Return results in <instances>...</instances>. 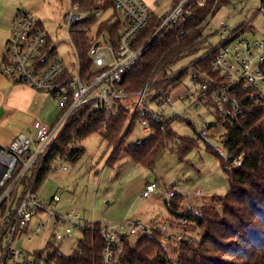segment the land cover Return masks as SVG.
Wrapping results in <instances>:
<instances>
[{"label": "built area", "instance_id": "obj_1", "mask_svg": "<svg viewBox=\"0 0 264 264\" xmlns=\"http://www.w3.org/2000/svg\"><path fill=\"white\" fill-rule=\"evenodd\" d=\"M251 1L232 0L231 5H241L244 13L243 20L233 30H230V24L234 17L222 21L216 30L207 27L212 17L204 24L206 32L211 34L210 40L215 35L220 39L218 43L210 42L215 51L220 52L212 65L229 80V86L221 85L210 89L207 83H200L191 70L188 73L190 85L198 93L196 98H204L205 105L213 111L214 123L218 117L226 120L242 110L241 102L232 96L234 91L250 89L254 93L250 95V101L256 105L264 104V39L237 40L242 32L252 27L254 18L248 20L247 13L250 10L245 9ZM187 2L188 0H181L175 7L170 5L166 16H160L162 22L158 29L141 47H136V37L150 23L154 12L144 0H96L95 9L90 12L73 6L66 16V23L70 28L90 20L91 16L95 17V21L85 31L92 44L89 50L92 71L98 73L86 78L83 77L80 58L73 42L76 63L71 69L52 56L55 46L42 28L40 20L30 12L18 13L9 31L0 72L11 82L51 95L60 108V115L52 124L37 122L28 132H19L10 143H0V264L47 263L42 262V258L35 257L34 252L29 253L23 248L41 232L49 235L48 243L70 240L79 235L80 240L83 237L89 221L80 212H60L55 208L62 201L61 196L54 194L51 199L44 200L37 192L41 173L55 151L59 138L83 110L88 109L91 113L104 107L108 113H115L127 108L132 117L138 113L140 118L137 121L147 138L154 135V130L148 118H141L145 113L159 122H167L175 117L183 118L182 116H185L184 119L190 118L186 108L177 110L176 99L170 94V90L158 98L150 97L156 93L155 87L164 80V73L157 76L153 84H147L135 93H129L120 86L128 71L142 64L144 51L154 36L163 30L178 27L182 21L189 19L190 14L185 7ZM263 10L264 0H261V6L256 12ZM106 21L119 22L121 25L118 46L109 33L99 32L100 25ZM49 41L51 43L47 48ZM231 43L232 46L228 48ZM45 48L47 52L44 51ZM185 71L186 69L178 73L168 71V79ZM67 73L70 76L67 77ZM201 78L204 79L205 76ZM187 98L191 100L190 96H185L183 100L186 101ZM196 107L199 108L198 105ZM198 121L206 127L198 134L199 138L208 137L211 124L208 125L202 116H199ZM105 127L104 124L103 128ZM137 143L141 144L142 140ZM180 144V140L175 143L176 146ZM218 151L221 152L220 149ZM235 163L241 165L242 159ZM19 183L24 187L21 196L15 195ZM157 186L156 183H148L142 197L148 198ZM170 195L174 197L176 194L171 191ZM187 223L188 220L179 219L171 222L169 227L156 230L164 235L165 245L170 251L173 252L174 246L185 236L184 233L174 232L176 225ZM18 232L21 236L15 244ZM102 232L106 237L102 264H121L120 258L130 236L151 234L153 229L139 221L128 220L122 224L103 226Z\"/></svg>", "mask_w": 264, "mask_h": 264}, {"label": "trees", "instance_id": "obj_2", "mask_svg": "<svg viewBox=\"0 0 264 264\" xmlns=\"http://www.w3.org/2000/svg\"><path fill=\"white\" fill-rule=\"evenodd\" d=\"M180 1L172 0V7ZM201 2L202 0H188L185 7L190 14L189 19L182 21L178 27L163 30L154 36L144 51V61L128 71L120 84L122 88L129 93H135L147 84H153L154 79L164 73V80L155 87L156 93L150 95L152 98H158L180 84L189 70L200 83H207L210 89L221 85L229 86V80L212 65L220 52L215 51L210 44L211 34L206 32L204 24L223 7L231 5L232 0ZM71 3L84 12L93 11L96 6V0H71ZM94 21L95 17L91 16L90 20L70 28L71 41L79 55L84 78L93 77L98 73L92 71V60L89 56L92 44L85 31ZM161 22L160 16L153 12L150 23L136 37V47L144 45ZM120 28L119 22L106 21L100 25L99 32L109 33L118 46ZM50 43L49 41L47 48ZM47 48L45 52L48 51ZM203 49L206 51L202 59L191 63L185 72L168 79L170 67ZM66 76H70V73ZM202 76L205 78L202 79ZM250 95H254L250 89L234 91L232 96L241 102L242 110L226 120L218 117L210 126H223L226 129L223 143L228 157L222 164L228 176L229 191L225 196L213 197L214 202L221 205V210L216 206H207L197 211L187 209L181 212V202L169 204L179 219L188 220L186 225L179 227L186 230L191 225L195 226L202 234L201 240L190 242L184 237L174 246L172 252L165 245L164 235L153 229V233L138 237L135 243L131 240L126 242L120 258L121 264H264V104H253ZM138 117L140 118L137 113L131 119L127 108L115 113H108L104 107L91 113L88 109L83 110L59 138L39 181L58 159L69 158L75 161L82 156L84 148L80 146V142L93 132L99 133L102 139L113 147L112 162L124 151L137 164L146 168L154 167L163 147L171 142L181 141L176 147L182 154L194 147L195 143L191 139L179 137L172 129L174 121L184 118L175 117L167 122H159L152 120L145 113L141 118L149 119L154 135L142 140L141 144L136 141L124 148L128 134ZM130 119L128 130L123 134V129ZM212 151L221 155L217 150ZM238 159H242L241 165H236ZM102 227L101 222H87L77 249L66 256L60 253L58 248H54L46 261L47 264H102L106 246ZM48 245L52 247L55 243L50 242ZM34 255L42 258L40 251H35Z\"/></svg>", "mask_w": 264, "mask_h": 264}, {"label": "rangeland", "instance_id": "obj_3", "mask_svg": "<svg viewBox=\"0 0 264 264\" xmlns=\"http://www.w3.org/2000/svg\"><path fill=\"white\" fill-rule=\"evenodd\" d=\"M170 4L171 0H161L157 6L158 15L166 16ZM260 6L261 0H252L245 7L246 11L250 10L247 13L248 20L251 18L254 20L252 27L242 32L237 40L264 39V10L256 12ZM72 8L70 0H0V70L9 37V29H3L1 21L7 15L16 16L18 10L30 12L42 21L44 30L55 46L52 56L72 69L76 63V51L71 41L70 27L66 23V16ZM243 15L241 5H229L219 10L210 19L207 27L216 30L222 21L234 17L230 24V30H233L239 26ZM217 38V35L213 36L210 42L218 43L220 39ZM233 43L229 44L228 48ZM204 51L206 50L203 49L178 61L169 71L178 73L186 69L191 63L202 59ZM1 75L0 72V137L7 132H28L29 126L35 122L51 124L47 121H52L50 116L53 108L58 107L51 95L36 92L30 102L23 101L22 96L29 99V86L16 84ZM18 92L26 93L20 95ZM170 94L176 99L177 110L186 108L190 114V118L186 120L174 121L172 129L179 137L191 139L195 143L192 149L182 154L176 147V142H171L163 147L154 167L146 168L137 164L124 151H121L118 159L112 162L113 147L104 141L99 133L93 132L80 142L84 153L77 160L63 158L51 165L38 183L37 192L40 197L49 200L54 194H58L62 201L56 210L63 213L75 210L80 212L84 219L101 222L103 226L133 220L154 230H162L164 226L169 227L172 221L179 220L169 206L172 202H181L183 208L181 212L187 209L197 211L207 206H216L221 210V205H217L213 197L225 196L229 191L228 176L222 164L228 157V151L223 143L226 129L223 126H212L208 129V137L199 138L198 134L206 129L198 121L199 116H202L208 125L214 123L215 117L213 111L211 112L205 105L204 98H196L198 93L190 85V74L186 75L180 84L171 88ZM185 96H190L191 100L187 98L184 101ZM131 119L124 127L123 134L127 132ZM140 139L146 140L147 135L136 121L128 134L124 148ZM209 147L217 151L220 149L221 155ZM148 182L156 183L158 186L148 198H144L142 194ZM23 189L22 183H19L15 195L21 196ZM171 191L175 192V197H171ZM181 230H184V237L190 242L201 240L202 234L195 226L191 225L186 230L183 228ZM181 230L177 229L178 232ZM20 236L21 233L18 232L15 244L19 242ZM48 239L49 235L41 232L23 248L29 253L42 252L43 262L48 260L54 248L69 256L77 249L80 235L57 242L52 247L48 245ZM137 239V236H130L132 243Z\"/></svg>", "mask_w": 264, "mask_h": 264}, {"label": "crops", "instance_id": "obj_4", "mask_svg": "<svg viewBox=\"0 0 264 264\" xmlns=\"http://www.w3.org/2000/svg\"><path fill=\"white\" fill-rule=\"evenodd\" d=\"M71 1V0H70ZM152 9H153V11H154V13H157V6L159 5V3H160V1L161 0H144ZM171 3H172V0H171ZM171 5V4H170ZM20 10H18V12H19ZM18 12H17V14H16V16H14L13 14H11V15H7V16H5L3 19H2V21H1V26L3 27V29H9V31H10V29H11V27H12V24H13V22H14V20L16 19V17H17V15H18ZM20 13V12H19ZM158 14V13H157ZM40 20V19H39ZM40 23H41V26H42V28L43 29H45V26L42 24V21L40 20ZM213 39V38H212ZM218 39V38H217ZM7 42V41H6ZM213 42V41H212ZM54 44V43H53ZM3 78H5L3 75H1ZM6 79V78H5ZM6 80H8V79H6ZM24 93H26V92H18V94H20V95H23ZM35 93H36V91L35 90H33L32 88H30L29 87V99H26V96H22L21 98L23 99V101H27V100H29V102L31 101V99L33 98V97H35ZM39 93H42V92H39ZM45 94V93H44ZM42 97V96H41ZM48 99V98H47ZM57 106V105H56ZM58 108V107H57ZM56 107L55 108H53V113H52V115L50 116V118H51V120L52 121H47V122H51V124L52 123H54L57 119H58V117H59V115H60V109H57ZM18 111V110H17ZM37 122H35V123H33L32 125H30L29 126V130H31V129H33V127H34V125L36 124ZM20 132V131H19ZM18 131H13V132H7V134H4L2 137H0L1 138V140L2 141H0V143H2V144H8V143H10L11 141H12V139L19 133ZM148 183H151V182H148ZM147 183V184H148ZM176 219H179V218H176ZM88 221V220H87ZM89 222H91V221H89ZM172 222H174V221H172ZM179 226H177L176 225V228L174 229V232L176 233V234H179V233H183V231L184 230H181V227H179ZM177 229H179V230H181L180 232H178L177 231Z\"/></svg>", "mask_w": 264, "mask_h": 264}]
</instances>
